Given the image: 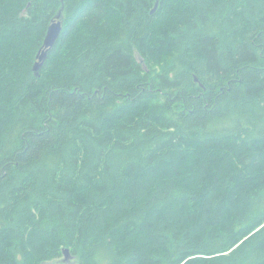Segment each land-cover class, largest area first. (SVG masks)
<instances>
[{"label":"trees","instance_id":"obj_1","mask_svg":"<svg viewBox=\"0 0 264 264\" xmlns=\"http://www.w3.org/2000/svg\"><path fill=\"white\" fill-rule=\"evenodd\" d=\"M156 1L0 0V264H264V0Z\"/></svg>","mask_w":264,"mask_h":264},{"label":"water","instance_id":"obj_2","mask_svg":"<svg viewBox=\"0 0 264 264\" xmlns=\"http://www.w3.org/2000/svg\"><path fill=\"white\" fill-rule=\"evenodd\" d=\"M159 4V0L155 2L154 9L152 10V13H154L157 9V6ZM62 25L59 21V14L56 15V19L50 24V26L47 29L44 41H43V47L36 56V62L33 66V70L35 74L39 71L40 67L42 66L43 62L45 61L48 52L52 49L55 42L57 41L60 33H61ZM63 255L65 258H68V251L64 250Z\"/></svg>","mask_w":264,"mask_h":264},{"label":"rangeland","instance_id":"obj_3","mask_svg":"<svg viewBox=\"0 0 264 264\" xmlns=\"http://www.w3.org/2000/svg\"><path fill=\"white\" fill-rule=\"evenodd\" d=\"M70 261L69 258L62 257L60 258L56 264H67Z\"/></svg>","mask_w":264,"mask_h":264}]
</instances>
